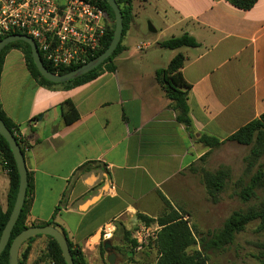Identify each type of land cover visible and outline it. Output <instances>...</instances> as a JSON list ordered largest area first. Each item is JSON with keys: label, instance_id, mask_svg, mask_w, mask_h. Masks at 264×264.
Wrapping results in <instances>:
<instances>
[{"label": "crops", "instance_id": "obj_1", "mask_svg": "<svg viewBox=\"0 0 264 264\" xmlns=\"http://www.w3.org/2000/svg\"><path fill=\"white\" fill-rule=\"evenodd\" d=\"M159 1L164 22L151 32L159 31L145 43L146 55L135 58L130 49L140 30L132 9L124 49L113 57V68L81 85L65 89L40 84L26 65L22 46L4 56L1 108L30 144L24 154L31 182L28 220L46 222L59 205L53 220L81 249L87 264H109L105 240L116 255L114 264H130L122 258L128 244L123 232L130 230L132 238L133 226L141 222L136 215L155 218L163 210L162 197L175 209L172 203H189L188 196L192 200L195 190H203L199 177L211 148L198 137L223 141L264 112V0L246 10L227 0ZM183 32L198 45H158L165 36ZM138 38L136 50L144 39ZM178 53L184 56L180 71L189 84L192 134L177 121L155 79V71ZM65 100L79 115L70 124L63 122L59 106ZM8 190L9 174L0 163L2 211ZM103 229L110 231L107 238ZM47 240L42 234L33 238L25 264L44 254ZM133 260L145 264L135 247Z\"/></svg>", "mask_w": 264, "mask_h": 264}, {"label": "trees", "instance_id": "obj_2", "mask_svg": "<svg viewBox=\"0 0 264 264\" xmlns=\"http://www.w3.org/2000/svg\"><path fill=\"white\" fill-rule=\"evenodd\" d=\"M91 1L97 3L104 9L108 18V25L102 46L93 55H91L86 60V62L93 59L94 57H96L106 49V47L109 45L111 41L114 30V15L107 1L106 0H91ZM115 1L120 7L123 17V28H122L121 38L114 52L94 69L66 82L54 83L48 81L47 79L42 77L38 72V70L36 69L32 61L31 52L28 44L23 41H15L7 44L0 51V72L6 52L14 46H22L24 48L23 51L24 57L29 71L40 84L50 88L52 87H62L65 89L72 88L94 79L104 69L111 70L113 68V65L111 64L113 57H115L119 52H121L124 49V46L122 45V40L128 29V25L133 18L132 0H115ZM227 1L231 3L233 6L244 10L251 8L256 2V0H227ZM14 33L22 34L20 32H14ZM14 33H9L7 35ZM3 37H0V39H2ZM158 45L166 49H175L183 46L196 47L198 43L192 35L188 34L187 32H183L178 36H172L168 39L159 41ZM183 59L184 56L181 53L176 54L169 61L168 65L165 68H160L155 71V79L162 88V90L164 91L165 96L171 101V106L176 111L177 121L183 124L185 129H187L191 133L192 127H191V120L189 117V107L187 104V90L189 88V84L186 83L180 71L183 64ZM43 63L48 70L58 74L68 72L84 64V63H78L68 67L54 69L46 61L43 60ZM59 106L62 113V119L65 124H70L78 118L79 115L77 109L70 100H65ZM0 118L3 120L6 127L15 137L24 155L26 149L21 144L20 139L16 135L20 133L18 126L11 123L8 120V118L5 116L1 108V104H0ZM198 141L202 143L204 146H207L211 149L219 147L225 141H233L239 145L249 146L248 154L244 157V161L246 163L247 168H252L254 166L255 169L251 173V175H249L248 180L244 182V184L242 183V186L237 192V196L242 201H248L256 194L258 190L264 191V112L261 113L258 118H254L249 122H247L246 124H244L243 126H241L239 129H237L235 132H233L223 141L219 140L216 137L205 134H201L198 137ZM29 147L30 144L27 141V150L29 149ZM0 148L7 159L8 168H9L8 171L9 190L7 195L8 205L5 211H2L0 207V234H1V231L12 209L15 196L17 193L18 173L16 170V166L11 150L9 149V146L2 135H0ZM201 178L207 195L211 197L213 200H215L217 193L224 187V184L228 180L229 172L228 169H224V168L217 169L215 171L202 169ZM27 180H28V184H27L25 200L22 209L20 211V214L12 227L8 243L0 253V264H8V249L12 239L25 228L36 225H52L57 229H59L66 238L74 263L87 264L81 249L73 245V243L69 240L66 231L53 220L54 216L60 209L59 205L55 206L51 219L46 222H32L28 220V214H29L28 197L31 189L30 175L28 173H27ZM162 200H163L162 203L163 210L155 218L148 217L141 213H138L136 215L137 219L140 220L141 222H144L146 224L157 223L160 226V229L157 231L156 238L153 241L157 253L155 264H204L205 263V257L203 252L204 248H207L209 250H213V249L221 250L225 248L227 245L232 243L235 234L242 231L245 225L252 220H259L260 226L264 227V200H263L260 202V204L257 207H251L245 211H240V210L232 211L224 219L222 225L218 229L213 231L210 234V236H208V238L205 239L201 237L199 239L198 249L189 252L188 249L191 246L195 245L196 243L192 229L189 227L187 220L178 210L174 209L172 205L164 197H162ZM123 233H124L123 240L125 242H128L129 244L128 248L125 249L126 250L125 252L127 251L132 252V255L126 256V259L131 261L133 260V253L136 242L132 238H129V235L131 234L130 230H124ZM35 236L28 238L23 243L25 247L19 251L18 264L26 263L27 255L30 248L29 243L33 240ZM45 236L48 239L45 246V252L43 255L38 257V259L33 264H39L40 261H44L46 263L52 262L54 264H66L62 257L61 250L57 242L51 236L48 235ZM257 259L260 264H264V254L258 255Z\"/></svg>", "mask_w": 264, "mask_h": 264}, {"label": "rangeland", "instance_id": "obj_3", "mask_svg": "<svg viewBox=\"0 0 264 264\" xmlns=\"http://www.w3.org/2000/svg\"><path fill=\"white\" fill-rule=\"evenodd\" d=\"M159 0H133L132 6L135 13V22L139 26V35L130 41V49L135 58L146 55L143 50H136L134 42L139 38H144L138 45L152 41L157 33H151L149 26L157 30L164 22ZM180 35L176 33V36ZM172 37V36H170ZM170 37H164L166 39ZM137 45V46H138ZM147 48V47H145ZM166 49V48H165ZM153 49L147 50L151 54ZM167 51V50H165ZM174 57V56H173ZM172 57V58H173ZM171 58V57H170ZM164 92V91H163ZM249 146L239 145L233 141H227L217 148L210 150L209 159L204 164V169L215 171L217 169H228L229 178L224 187L217 193L215 200L209 197L203 185V190L193 193V198L188 196L189 203H172L187 220L189 227L195 236V245L188 251L198 249V242L201 237L208 238L210 234L218 229L224 219L234 210L245 211L251 207H257L264 200V191L258 190L248 201H242L238 196L242 183L248 180L249 175L255 167L247 168L244 157L248 154ZM200 184H203L201 175ZM196 186L194 187V189ZM199 188V186L197 187ZM163 205V204H162ZM135 226H133L134 230ZM133 232V231H132ZM129 244L123 245V259L126 263L125 249ZM204 264H260L257 256L264 254V227L260 226L259 220H252L247 223L244 229L235 234L231 244L221 250L203 249ZM138 257V254H137ZM139 257L145 259V264H154L157 258L156 249L151 240L139 251ZM130 264H136L137 260H132Z\"/></svg>", "mask_w": 264, "mask_h": 264}, {"label": "built area", "instance_id": "obj_4", "mask_svg": "<svg viewBox=\"0 0 264 264\" xmlns=\"http://www.w3.org/2000/svg\"><path fill=\"white\" fill-rule=\"evenodd\" d=\"M107 25L104 9L91 0H0V37L14 32L31 37L41 60L54 69L85 63L102 46ZM16 135L27 150V140ZM0 163L9 171L1 148ZM159 229L157 223H138L132 232L135 250L154 241ZM109 233L103 229L102 237Z\"/></svg>", "mask_w": 264, "mask_h": 264}, {"label": "water", "instance_id": "obj_5", "mask_svg": "<svg viewBox=\"0 0 264 264\" xmlns=\"http://www.w3.org/2000/svg\"><path fill=\"white\" fill-rule=\"evenodd\" d=\"M108 5L110 6L113 15H114V30L113 35L111 38V41L109 45L106 47V49L94 57L93 59L85 62L84 64L78 66L75 69H72L68 72L58 74L55 72H52L46 68L43 61L41 60V57L39 55V52L37 50L36 44L33 41V39L25 34H10L2 39H0V51L9 43L15 42V41H23L28 44L31 52L32 61L40 73L42 77L47 79L48 81L54 82V83H62L69 80H72L78 76H81L88 71L94 69L97 67L100 63H102L107 57H109L115 50L117 44L120 41L122 28H123V17L120 10V7L116 3L115 0H106ZM149 31L153 32L155 29L151 26H149ZM0 135L4 137L6 140L9 149L11 150L16 170L18 173V188L17 193L15 196V200L12 206V209L9 213L8 219L5 222V225L1 231L0 234V253L5 248L6 244L8 243L10 233L12 230V227L14 223L16 222L20 211L22 209L26 191H27V168L25 165V158L24 155L15 139L13 134L10 132V130L6 127L3 120L0 118ZM48 235L51 236L58 244L62 257L66 264H75L71 253L69 246L67 244L66 238L61 233L59 229L52 225H36V226H30L25 228L24 230L20 231L11 241L8 249V264H18V253L20 246L30 237H33L35 235ZM103 248L108 252V255L106 257V260L109 264H114L115 262V253L112 251V246L109 240H105L103 242ZM131 255V253H129Z\"/></svg>", "mask_w": 264, "mask_h": 264}]
</instances>
